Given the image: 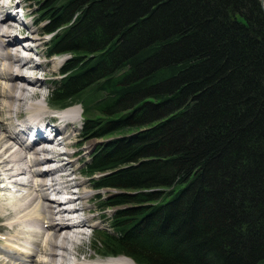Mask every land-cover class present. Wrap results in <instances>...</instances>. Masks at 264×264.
Listing matches in <instances>:
<instances>
[{"label": "trees", "instance_id": "trees-1", "mask_svg": "<svg viewBox=\"0 0 264 264\" xmlns=\"http://www.w3.org/2000/svg\"><path fill=\"white\" fill-rule=\"evenodd\" d=\"M68 54L49 99L104 139L103 254L264 264V0H30Z\"/></svg>", "mask_w": 264, "mask_h": 264}, {"label": "bare ground", "instance_id": "bare-ground-1", "mask_svg": "<svg viewBox=\"0 0 264 264\" xmlns=\"http://www.w3.org/2000/svg\"><path fill=\"white\" fill-rule=\"evenodd\" d=\"M2 1L0 8L3 7ZM12 21L0 15V193L6 192L5 185H1L3 182L16 183L26 192L15 200H8L4 194L0 196V264H67L71 257L76 258V250L87 235L86 229L97 225L91 220L95 216L87 215L91 210L87 203L96 197L90 189L94 183L79 178L76 170L71 168L79 156L74 155L79 152L68 150L72 142L69 137L74 134L65 129L78 122L82 117L81 109L75 105L70 110L75 111V115H50L49 110L54 107L49 105V109L45 98H39L43 85L38 72L41 65L30 64L31 55H19L20 43L14 38L16 26ZM10 37L13 39L10 40ZM27 37L31 38L30 35ZM44 54L46 57L47 53ZM50 62L52 70L56 69L57 61L52 58ZM36 98L45 105L33 101ZM22 114L26 118H22ZM50 117L62 122L58 124L64 134L62 144L30 142L21 134L20 125L35 127L41 125V119L46 121ZM24 139L28 143L22 146ZM39 140L41 138L34 141ZM42 166L48 169L43 171ZM51 188L66 191L78 188L77 195L72 193L73 196L65 204L71 208L70 211H63L61 204L51 202L45 194H41V191ZM66 213H76L84 219L70 224L66 222ZM113 260L114 263L104 259L101 262L75 261L74 264H134L124 256Z\"/></svg>", "mask_w": 264, "mask_h": 264}, {"label": "rangeland", "instance_id": "rangeland-1", "mask_svg": "<svg viewBox=\"0 0 264 264\" xmlns=\"http://www.w3.org/2000/svg\"><path fill=\"white\" fill-rule=\"evenodd\" d=\"M25 5H26L27 10L30 13V15L33 14L34 12H36L37 8H36V5H35L34 2H32L31 5H30L25 0ZM29 5H30V7H29ZM11 23H13L17 27L15 21H12ZM43 25H44V23H41L39 25L33 24L32 26L28 27V30H29V33L28 34L31 36V39L33 41L37 42L39 45L42 46L41 51L45 53L46 45L47 44L45 46L43 44L49 39V36L42 35L41 27ZM14 35H15V33H14ZM14 35H13V37H14ZM32 36L36 37V39H33ZM13 37H10V40H12ZM20 49H21V47H20ZM44 53H40L39 58H43L45 56ZM29 54H30L29 52L26 53L27 56ZM67 57H68L67 55H63V56L59 57L57 59L58 60L57 67H59V65L61 63H63L67 59ZM51 60H52V58L49 59V60H46V61L44 60V61L38 62L41 65L40 68H39V70H38V72H39L40 76H42L41 81L43 82V85L40 87V92H41L40 95L41 96L39 95L40 96L39 98H43V97L45 98L46 103L48 104L49 109L51 107L49 106L50 104L47 102V99H46L48 97L49 89H51V87H52V84H53L52 82H54L56 80H59L60 77H61L60 76V73L57 72V68L54 69V70H52V68H51V62H50ZM30 64H31V62H30ZM45 76H49V79L48 80H45L44 79ZM39 98L33 99V101H40ZM40 104L41 105H45V102L40 101ZM46 115H48V113H46ZM22 118H26L25 117V114H22ZM82 122H83V119L80 118V121L78 122L77 125H75L77 123V121H76V123L74 125L69 126L68 128H65V129L71 130L70 133L74 134L73 136H70L69 137V140H71L72 142L70 143V146L68 147V150L69 151H72V152H75V151L76 152H79V153H77L79 155L78 156V159H77V162L74 163L71 168H73V169L76 170V173L75 174L79 178L81 177V179H84V180L87 179L86 182H88V178H85L84 176H82V174L79 175V173H81V170L83 168V164L89 159V156H90L92 150L95 148L96 144H98V143L101 142V140H99V139H88V140H85L82 137V135L78 134V133H80V129H81ZM11 144L14 147V142L11 141ZM86 147H88V148H86ZM90 189H92V188L90 187ZM92 192H95V191H92ZM107 192H115V191L114 190H111V189L104 190V191L101 192V195L102 196H105L107 194ZM94 199L95 198H93V200ZM93 200H91L89 203H87L89 205V207L91 208V210L87 213V215L88 216L89 215L95 216V219L92 218L91 220H94L95 221V224L97 223L96 229L92 230L93 231V237H92V239L90 241L91 245L95 249H93L92 246H90L89 244H87V242H85L87 240L86 237H85L84 238V241L80 245V248L78 250H76L77 251L76 258H72V257L70 258V260H73V261H76V262H79V263H85V262H91V261L101 262L104 259V257H102L99 254H97V252H98L97 249L100 248V244L98 242H96V241H97V238H98V235H99L98 232L101 229L108 228V226H109V221L108 220L113 216L114 212H113L112 209L102 210L100 208L101 200L102 199H98L97 198L95 201H93ZM90 212L93 213V214H89ZM89 231H91V227L86 229V232H89ZM89 247H91V248H89ZM124 263H126V262H124Z\"/></svg>", "mask_w": 264, "mask_h": 264}, {"label": "water", "instance_id": "water-1", "mask_svg": "<svg viewBox=\"0 0 264 264\" xmlns=\"http://www.w3.org/2000/svg\"><path fill=\"white\" fill-rule=\"evenodd\" d=\"M261 1V3L263 2V0H260Z\"/></svg>", "mask_w": 264, "mask_h": 264}]
</instances>
